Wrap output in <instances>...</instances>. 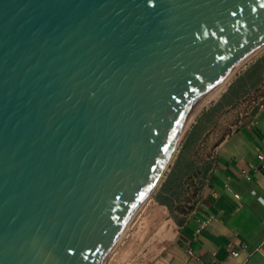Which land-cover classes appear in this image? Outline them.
<instances>
[{"label": "water", "instance_id": "95a60500", "mask_svg": "<svg viewBox=\"0 0 264 264\" xmlns=\"http://www.w3.org/2000/svg\"><path fill=\"white\" fill-rule=\"evenodd\" d=\"M262 47L264 0H0V264H105Z\"/></svg>", "mask_w": 264, "mask_h": 264}, {"label": "crops", "instance_id": "0c3cea01", "mask_svg": "<svg viewBox=\"0 0 264 264\" xmlns=\"http://www.w3.org/2000/svg\"><path fill=\"white\" fill-rule=\"evenodd\" d=\"M185 142L181 195L173 207L194 209L167 220L176 233L164 236L159 257L150 253L134 264H264V172L251 169L249 181L241 175L264 152V48L203 110ZM209 216L214 219L198 233ZM262 243L263 253H254Z\"/></svg>", "mask_w": 264, "mask_h": 264}, {"label": "rangeland", "instance_id": "374dc122", "mask_svg": "<svg viewBox=\"0 0 264 264\" xmlns=\"http://www.w3.org/2000/svg\"><path fill=\"white\" fill-rule=\"evenodd\" d=\"M247 63H245V65ZM225 87L213 99L206 102L194 116V119L188 125V128L159 184L152 192L150 198L146 200L138 210L136 216L131 220L129 228L122 239H120L105 264H134L136 262H143L145 261V257L150 253L152 258L156 259L159 257L160 250L164 248V244L168 241V239H164V236L169 232L172 233V235H175L176 233V229H173L171 223L167 222V220L176 217L179 213L187 214L190 210L194 209V205L190 206L186 204L173 207L176 205L175 202L179 200V196L181 195L180 181L183 169L185 170L181 157L182 152L188 149L185 142L186 134L203 110L218 98V96L225 90ZM189 196L184 198L189 199ZM161 203L168 205L169 210L164 208ZM155 205H158L162 209V218L158 216L159 214L154 208ZM159 218H161L162 223H159ZM163 240L164 244L161 243Z\"/></svg>", "mask_w": 264, "mask_h": 264}, {"label": "built area", "instance_id": "2783aa9c", "mask_svg": "<svg viewBox=\"0 0 264 264\" xmlns=\"http://www.w3.org/2000/svg\"><path fill=\"white\" fill-rule=\"evenodd\" d=\"M257 159H258V163L251 165L249 169H244L242 171V177L245 178L246 180H251V176H250V170L254 169L256 171H262L264 172V152H260L257 155ZM237 198H241L239 194H235ZM214 219L213 216H209L206 219L202 220L198 226L197 232L201 233L209 224L210 222ZM263 243L258 245L255 249H254V253H263ZM191 253V251H190ZM232 254L234 256H238L239 252H232Z\"/></svg>", "mask_w": 264, "mask_h": 264}, {"label": "bare ground", "instance_id": "6f19581e", "mask_svg": "<svg viewBox=\"0 0 264 264\" xmlns=\"http://www.w3.org/2000/svg\"><path fill=\"white\" fill-rule=\"evenodd\" d=\"M264 47L260 48L259 50H257L256 52H254L250 57H248L240 66H238L233 72L232 74H230L223 82L222 84L216 89V91L211 94L210 96H208L205 100H203L202 102H200L198 104V106L194 109V111L192 112L188 122H187V125H186V128L187 126L192 122V120L194 119V116L197 114V112L202 108V106L210 101L211 99H213L227 84L228 82L233 78V76L238 72V70H240L244 65L245 63H247L252 57H254L258 52H260ZM175 154V153H174ZM173 158V156H172ZM171 158V160H172ZM170 160V162H171ZM167 168V167H166ZM130 224H131V221H130ZM130 224L127 225L126 229H125V232L127 231V229L129 228ZM125 232L123 233V235L121 236L120 239H122V237L124 236Z\"/></svg>", "mask_w": 264, "mask_h": 264}]
</instances>
